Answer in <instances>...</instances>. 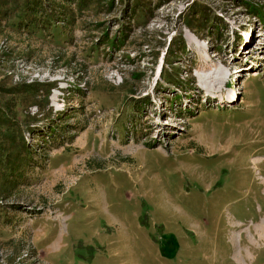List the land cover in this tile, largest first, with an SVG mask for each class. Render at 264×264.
I'll return each instance as SVG.
<instances>
[{"label": "rangeland", "instance_id": "obj_1", "mask_svg": "<svg viewBox=\"0 0 264 264\" xmlns=\"http://www.w3.org/2000/svg\"><path fill=\"white\" fill-rule=\"evenodd\" d=\"M41 2L0 11V264H264V0Z\"/></svg>", "mask_w": 264, "mask_h": 264}, {"label": "trees", "instance_id": "obj_2", "mask_svg": "<svg viewBox=\"0 0 264 264\" xmlns=\"http://www.w3.org/2000/svg\"><path fill=\"white\" fill-rule=\"evenodd\" d=\"M14 1H17L18 7L22 8L27 13L37 14L38 12L43 11L42 5H41L42 4L41 0H1L0 1V11L5 10L9 6V4L14 2ZM52 15L48 16L49 21H52V18H51ZM181 42H183V44H184L183 39H181ZM30 86L31 85H29L28 87H30ZM9 90L11 91L12 88H9Z\"/></svg>", "mask_w": 264, "mask_h": 264}, {"label": "bare ground", "instance_id": "obj_3", "mask_svg": "<svg viewBox=\"0 0 264 264\" xmlns=\"http://www.w3.org/2000/svg\"><path fill=\"white\" fill-rule=\"evenodd\" d=\"M237 79H238V77H237ZM215 96L216 95H214L213 98H219V97H221V96H216V97ZM236 97H237V95L235 93H231L229 96H227V94L226 95H222L221 98H226V99H229V100H234ZM238 98H239V96H238Z\"/></svg>", "mask_w": 264, "mask_h": 264}]
</instances>
